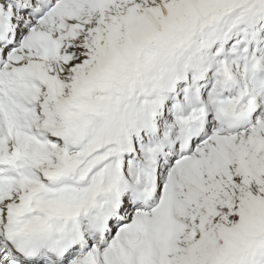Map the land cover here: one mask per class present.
Listing matches in <instances>:
<instances>
[{"label": "snow or ice", "instance_id": "snow-or-ice-1", "mask_svg": "<svg viewBox=\"0 0 264 264\" xmlns=\"http://www.w3.org/2000/svg\"><path fill=\"white\" fill-rule=\"evenodd\" d=\"M0 264H264V0H0Z\"/></svg>", "mask_w": 264, "mask_h": 264}]
</instances>
